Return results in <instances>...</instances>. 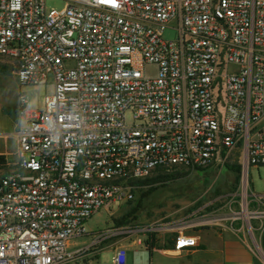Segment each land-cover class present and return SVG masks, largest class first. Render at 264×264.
<instances>
[{
	"label": "built area",
	"instance_id": "2783aa9c",
	"mask_svg": "<svg viewBox=\"0 0 264 264\" xmlns=\"http://www.w3.org/2000/svg\"><path fill=\"white\" fill-rule=\"evenodd\" d=\"M58 1L0 0V60L19 88L53 87L41 110L17 94L0 264H74L81 251L69 242L89 234L93 215L132 201L138 181L234 161L223 206L215 198L178 224L108 228L93 242L176 233L179 252L196 245L186 229L239 219L264 229V193L249 180L264 170V0ZM125 258L118 248L113 263Z\"/></svg>",
	"mask_w": 264,
	"mask_h": 264
},
{
	"label": "rangeland",
	"instance_id": "374dc122",
	"mask_svg": "<svg viewBox=\"0 0 264 264\" xmlns=\"http://www.w3.org/2000/svg\"><path fill=\"white\" fill-rule=\"evenodd\" d=\"M48 7H61L58 0H46ZM176 32L167 29L163 33V38L173 40ZM154 73V67H148L146 74L151 76ZM19 91L25 92L27 103L30 109L41 110L45 96L53 94L51 84L39 87L34 90L30 87H20L15 81L13 68L0 60V153H4L7 158L8 166L0 168V177H2L11 168L16 146L15 140L9 135L12 128V119L15 118V103ZM127 121H130L127 117ZM1 145H3L1 147ZM236 162H231L229 168L216 169L209 168L198 171H188L181 179L169 182L164 186H158L156 190L149 194L142 202L137 211L135 226H144L153 222H165L185 217L190 212L199 209L204 204L215 198H220L214 206L221 207L226 203V195L235 190L237 181L234 180L238 172L235 173L233 167ZM187 172V171H186ZM155 176V175H153ZM249 180L254 193H264V170L250 169ZM148 188L139 189L132 201L112 206L108 211H100L93 215L86 223V229L89 233L98 232L114 226L121 229L124 225H116L114 220L119 219L134 207L142 193H146ZM222 197V198H221ZM250 224L257 227L259 224L255 220H250ZM238 232V235L252 249L256 258L264 264L259 249L264 255V229L249 231L242 219L233 224H227ZM256 225V226H255ZM106 258L94 261L91 264H112V249L103 250ZM132 253V252H131ZM149 252L142 250L139 254H134L133 264H147Z\"/></svg>",
	"mask_w": 264,
	"mask_h": 264
},
{
	"label": "crops",
	"instance_id": "0c3cea01",
	"mask_svg": "<svg viewBox=\"0 0 264 264\" xmlns=\"http://www.w3.org/2000/svg\"><path fill=\"white\" fill-rule=\"evenodd\" d=\"M15 125V118L12 119V128L10 136L15 140L13 135ZM3 145H1L2 147ZM5 155L4 153H0ZM8 166V163L7 165ZM187 216V215H186ZM185 216V217H186ZM184 217L176 220H170L158 223L178 224ZM157 223V222H155ZM147 225V224H146ZM145 226V225H144ZM135 226L134 223L126 224L121 229H129ZM108 228L117 229L114 226ZM107 228V229H108ZM120 230V229H118ZM184 234L195 238V246L187 247L182 251L176 252L173 250L174 237L176 233H156L153 235L156 241L155 248L149 250L147 242V235L145 233L128 232L121 235L113 236L111 238L93 242V234L89 233L85 236L75 238L69 242V249L71 251L80 250L81 253L76 257L74 264H91L98 260L106 258L103 250L112 249L113 255L116 249L123 248L126 251V258L124 264H133L134 254H139L140 251L145 250L149 252V260L147 264H260L261 262L256 258L252 249L244 242L238 235V232L229 228L221 226L212 227H195L186 229ZM151 241V239H150ZM132 252V253H131ZM260 262V263H259ZM146 264V263H145Z\"/></svg>",
	"mask_w": 264,
	"mask_h": 264
},
{
	"label": "trees",
	"instance_id": "16d2710c",
	"mask_svg": "<svg viewBox=\"0 0 264 264\" xmlns=\"http://www.w3.org/2000/svg\"><path fill=\"white\" fill-rule=\"evenodd\" d=\"M7 165V158L5 155L0 154V168H4ZM229 168V167H226ZM233 170L235 173L238 172V166L233 167ZM188 172L186 171H178L174 173H160L155 176L146 178L144 180L138 181L137 184L139 186V189L148 188V191L146 193H142L139 200L137 201L136 205L132 207L127 213L122 215L119 219L114 220V223L118 226L120 225H126V224H133L137 219V211L140 209L143 200L151 193H153L158 186H164L165 184L169 182L177 181L181 178H183ZM235 181H237V176L234 178ZM151 239V241H150ZM146 244H148V249L151 250L155 248L156 241L154 240L153 236H150L149 239H147Z\"/></svg>",
	"mask_w": 264,
	"mask_h": 264
},
{
	"label": "bare ground",
	"instance_id": "6f19581e",
	"mask_svg": "<svg viewBox=\"0 0 264 264\" xmlns=\"http://www.w3.org/2000/svg\"><path fill=\"white\" fill-rule=\"evenodd\" d=\"M244 215L247 217H249V216H251L250 214H248V213H246V212H244ZM245 219H247V218H245ZM257 249L259 250V252H260V255H261V257L263 258V260H264V255H263V253L261 252V250L259 249V247H257Z\"/></svg>",
	"mask_w": 264,
	"mask_h": 264
},
{
	"label": "clouds",
	"instance_id": "9594fccd",
	"mask_svg": "<svg viewBox=\"0 0 264 264\" xmlns=\"http://www.w3.org/2000/svg\"><path fill=\"white\" fill-rule=\"evenodd\" d=\"M17 2H18V0H17Z\"/></svg>",
	"mask_w": 264,
	"mask_h": 264
}]
</instances>
